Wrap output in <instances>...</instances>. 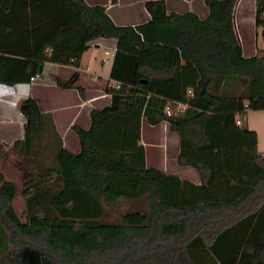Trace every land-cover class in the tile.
<instances>
[{
    "label": "trees",
    "instance_id": "obj_1",
    "mask_svg": "<svg viewBox=\"0 0 264 264\" xmlns=\"http://www.w3.org/2000/svg\"><path fill=\"white\" fill-rule=\"evenodd\" d=\"M203 2L200 17L145 0L146 20L118 25L85 0H0V83L28 81L50 61L74 66L53 75L70 87L99 36L115 39L108 76L119 82L87 127L70 126L78 150L54 142L47 163L44 113L31 96L18 101L22 136L0 142V264H264V150L243 120L264 109V0H254L251 54L234 28L236 0ZM141 120L178 133L176 161L197 181L145 164Z\"/></svg>",
    "mask_w": 264,
    "mask_h": 264
},
{
    "label": "crops",
    "instance_id": "obj_2",
    "mask_svg": "<svg viewBox=\"0 0 264 264\" xmlns=\"http://www.w3.org/2000/svg\"><path fill=\"white\" fill-rule=\"evenodd\" d=\"M88 4L104 5L106 12L115 24L133 25L144 21L149 14L144 6L145 0H85ZM167 10L183 12L190 10L200 17L207 13L203 0H164ZM237 30L240 32L243 51L251 54L259 46L258 36L254 28V0H236L233 7ZM237 12V13H236ZM264 17V14H263ZM240 28V29H239ZM256 44V45H255ZM94 46L96 51H90ZM113 37H95L88 41L87 48L80 54L77 71L78 78L70 87L55 84L53 75L67 77L74 69L70 63L61 64L44 61L43 77L35 81L0 83V142L4 145L20 139L23 132L24 116L17 108L20 99L33 97L44 113L43 127L38 137L39 157L41 163H47L49 155L54 151V142L72 152L78 150L76 133L72 124L87 127L90 122L89 110L108 104L110 93L106 90L113 83L108 71L112 56L102 62L104 48L114 50ZM106 64V68H103ZM243 120L246 126L256 133L258 150H264V109L247 110ZM139 143L144 148V161L147 166L176 174L180 177L197 181V172L188 165L178 164V133L169 129L162 120L156 124H148L141 120ZM16 155L14 152L11 156ZM17 157V156H16ZM1 163V161H0ZM14 167V166H13Z\"/></svg>",
    "mask_w": 264,
    "mask_h": 264
},
{
    "label": "built area",
    "instance_id": "obj_3",
    "mask_svg": "<svg viewBox=\"0 0 264 264\" xmlns=\"http://www.w3.org/2000/svg\"><path fill=\"white\" fill-rule=\"evenodd\" d=\"M233 15H234V17H233L234 28H235V31L237 33V24H236V19H235V10L233 11ZM237 35H238V33H237ZM103 52H104L105 56H103L101 58V61L102 62H107L108 61V56H112L113 52L109 48H104ZM43 75L44 74H43L42 70L40 72L37 71L34 74H32V75L29 76L28 81H31L32 82V81H35L37 79H41L43 77ZM113 84H114L115 87H118L119 86V82L118 81H115L114 80L113 81ZM182 107H183V105H177L176 106V109H182ZM170 112H171L170 111V108L169 107H166V113L169 114ZM235 123L236 124H239L240 123V119L239 118H236L235 119Z\"/></svg>",
    "mask_w": 264,
    "mask_h": 264
},
{
    "label": "rangeland",
    "instance_id": "obj_4",
    "mask_svg": "<svg viewBox=\"0 0 264 264\" xmlns=\"http://www.w3.org/2000/svg\"><path fill=\"white\" fill-rule=\"evenodd\" d=\"M237 13V12H236ZM237 19V18H236ZM240 29V28H239ZM260 40H258V42H259ZM256 45V44H255ZM90 51H96L95 49H94V46H91V48H90ZM257 50H255L254 49V52H256ZM104 66H103V68L105 69L106 68V64H103ZM8 171V174H9V177H11V178H14V179H16L17 178V175L14 173V171L13 170H7ZM13 204H14V207H15V209H16V211L17 212H19V210H20V208H21V206H22V198L20 197V196H17L15 199H14V202H13Z\"/></svg>",
    "mask_w": 264,
    "mask_h": 264
},
{
    "label": "water",
    "instance_id": "obj_5",
    "mask_svg": "<svg viewBox=\"0 0 264 264\" xmlns=\"http://www.w3.org/2000/svg\"><path fill=\"white\" fill-rule=\"evenodd\" d=\"M42 70V63H38L37 65V71L40 72Z\"/></svg>",
    "mask_w": 264,
    "mask_h": 264
}]
</instances>
